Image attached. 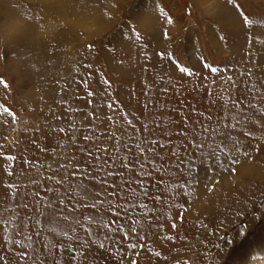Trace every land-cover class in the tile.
Instances as JSON below:
<instances>
[{
    "label": "rangeland",
    "instance_id": "obj_1",
    "mask_svg": "<svg viewBox=\"0 0 264 264\" xmlns=\"http://www.w3.org/2000/svg\"><path fill=\"white\" fill-rule=\"evenodd\" d=\"M241 11L253 23L243 24ZM0 78V104L19 118L12 124L0 116L9 120L0 123V152L15 157L0 168V264H23L20 251L37 264H121V253L130 264L122 234L113 233L130 224L122 210L107 208L105 193L126 203L120 197L141 191L138 183L170 201H133L132 219L146 234L131 253L138 264H264V0H0ZM193 128L241 151H233L235 163L223 156L198 163L191 186L164 193L165 183H187L167 154L182 145L192 155ZM140 164L150 175H141ZM69 182L93 195L61 196ZM101 219L112 223L98 228ZM70 223L88 245L75 261L59 235ZM5 231L25 244L31 237L33 248L9 245Z\"/></svg>",
    "mask_w": 264,
    "mask_h": 264
},
{
    "label": "snow or ice",
    "instance_id": "obj_2",
    "mask_svg": "<svg viewBox=\"0 0 264 264\" xmlns=\"http://www.w3.org/2000/svg\"><path fill=\"white\" fill-rule=\"evenodd\" d=\"M229 2H231V0H229ZM236 7H239V5H236ZM161 14L165 16V19L167 20V22L169 24H171L172 21V17L168 16L167 14H165L163 12V9H161ZM241 17H242V23L245 25L251 24L253 23L249 17L247 15H245L242 11L240 13ZM165 37L167 38L168 33L165 32L164 33ZM136 38L139 39V34L136 33ZM89 48H91V45H89ZM160 56L165 55L164 52H161L159 54ZM167 55L171 56V53H167ZM176 68L180 73H186L191 75L192 74V70L189 67L183 66L181 65L179 62H176ZM203 68L204 69H210V72L213 74H216L220 71V69L218 67L212 66L211 64L204 62L203 63ZM230 80V78H227ZM0 83H4L3 79L0 78ZM105 83H109L107 80L105 81ZM87 95L89 97H91L93 95L92 91H88ZM227 103V100H225V104ZM234 108H239L240 106L237 104H233L232 105ZM250 108H254L256 107V105L251 104L249 105ZM260 111H264V108H261ZM239 115V113H238ZM0 116H4L9 118V120L11 121L12 124H16L18 123V117L16 115V113L10 109L9 107L5 106L4 104H0ZM55 118V117H54ZM236 117H233V120H235ZM251 117H246L245 118V123L250 120ZM9 120H3L0 121V123H5L8 124ZM128 124H131V121H126ZM201 128L203 129V125H201ZM56 131H59L61 133H63L65 131L64 128H59V129H55ZM70 131H74V129H69ZM205 135L201 136L200 132L193 128L191 131V136L194 138L192 140V142L190 143V147L192 149H194V152L192 155H188L187 153V149H184L183 152H181V148L182 145H175L174 147H172V150L170 151V153L167 154V158L169 160H172L173 158H175V168L176 171H178L182 176H186L187 177V183L186 184H181L179 182H175V183H171L170 185L168 183H165L164 185V189L163 192L164 193H173L176 190H182V189H186L188 186H191L192 180L194 175L196 174V170H197V166L198 163H202L205 160L211 161V160H215L217 162H220L223 157H227L229 158V162L230 163H235V158L233 156V151H235L236 153H240L241 149L239 147L236 146L235 143H233L231 146L226 145L223 141L219 144H216L214 142H209L205 136L207 134V130L204 129ZM188 133H185V137L187 138ZM198 138V142L197 139ZM75 139V136H73V140ZM85 140H89L91 139V137L85 136L84 138ZM149 143L155 145L157 143V141L152 140L149 141ZM3 146L0 145V148H2ZM136 147L138 149H140V144H137ZM165 147H168L167 144H165ZM97 152L99 151H103V149H96ZM141 151H143V149H141ZM198 153V157L196 159H194L193 157L196 156ZM153 154L156 155V153L153 150ZM0 155L4 156V160L5 163H3L2 165H0V168H3V170L7 171L9 168H11V165L6 163L8 161H14L15 157L12 155H4L3 152H0ZM244 155H247V153H244ZM89 157L91 158V150L89 151ZM161 160L165 159V157H160ZM101 164H103V161H101ZM68 167H73L74 164L72 161H68ZM97 165L93 164L91 165V167H96ZM124 167H127V165H123ZM140 167L141 170V175H150V173L146 172V170L143 167V164L138 165ZM153 168L156 169V171L158 172H162L165 173L167 175H169L170 179H175L176 178V173L175 172H169V168L166 166H161L159 168H157V166L155 164L152 165ZM221 167H223V164L221 163ZM129 171H131V169H129ZM234 171V169H233ZM65 172H66V168H65ZM9 175H11V172H8ZM85 175H88L87 171L85 170ZM68 177L67 175H65L64 180L67 181ZM132 180L131 178L126 182L129 185L132 184ZM57 183H61V181H57ZM120 187V191L123 193L125 190L123 187ZM138 187L141 188V191L137 192L135 189H129L127 194L123 195L120 197V199L126 201V203H116L113 204V201L111 199H108V194L105 193V202L107 204V208L109 210L116 208L118 209L117 211V215L119 216V210L123 211V218L125 220L126 223L130 224L129 228H125L119 224L116 225L115 229H113V233L115 234L116 231H119L122 234V241H123V246L126 247L129 250V261L130 264H138L137 260H133L131 259V253L135 252V250L137 249V247L143 248V242L146 239V234L145 235H141V231L142 229H138L137 225L141 224V220H136V219H132L133 216L136 215V208L137 205L135 203H133V201L136 200H146V199H155L157 202H160L163 205H167L170 204L169 200H162L161 196H156V197H151L149 195L147 186L143 185V184H139L138 183ZM48 192L55 194L56 189L54 188H49ZM61 196H66V195H72L73 199L77 198V197H87V196H91L93 195L92 193H89L86 186L83 183L80 184H76V185H72L70 182L68 184V187L65 189L64 193L60 194ZM184 195H190L189 192L185 191ZM59 203H63L62 199H59ZM93 208L96 207V204L94 203L92 205ZM138 207L140 209H146L147 205L144 203H139ZM149 212L152 211V209H148ZM131 213V216H130ZM65 219L67 220V217H65ZM85 219H92L89 217H85ZM112 223L111 221H104L103 219L100 220L99 223H97V227L101 228V227H108V224ZM75 225H79L80 221L79 220H75L74 221ZM150 225V222H149ZM173 227H175V225H173ZM69 232L72 233V235H69ZM77 229L73 224H69L68 225V229L67 230H62L59 235L61 236H65L68 238L69 243L67 245H62L61 247H67L70 251H74L75 255H73L71 257V259L73 261H75L78 257L83 256V252L80 249H86L88 247L87 242L81 240L78 235L76 234ZM89 235H92L91 229L87 230ZM17 235H20V233L17 231ZM109 239L111 237H108ZM3 239L9 244V245H20L21 248H26V249H32L33 245L31 243V237H27V239L29 240V243L25 244L24 243V238L22 236L21 239H14L12 237H10L7 234V231H5V235L3 237ZM169 239H171V237H169ZM73 242L77 243V247L73 248ZM51 244V242H49ZM45 247H49V245H45ZM57 245L56 244H51V248H56ZM100 247H104L103 244H100ZM157 257H159L161 255L160 252H156L155 253ZM15 258L19 261V262H23V264H37V260H34L32 255H30L29 253L25 252V251H20L15 253ZM3 258H0V261H2ZM120 260H121V264H125V261L123 260V254L121 253L120 255ZM39 264H43L42 260H39ZM54 264H59L58 261L54 262ZM177 264H179V262H177Z\"/></svg>",
    "mask_w": 264,
    "mask_h": 264
},
{
    "label": "bare ground",
    "instance_id": "obj_3",
    "mask_svg": "<svg viewBox=\"0 0 264 264\" xmlns=\"http://www.w3.org/2000/svg\"><path fill=\"white\" fill-rule=\"evenodd\" d=\"M205 1H206V0H205ZM65 5H66V4H65ZM71 5H72V4H71ZM71 5H70V6H71ZM66 6H67V5H66ZM70 6H69V7H70ZM73 6H74V5H73ZM75 12H76V11H74V13H75ZM223 18H224V16H223ZM232 20H233V19H232ZM16 26H17V25H16ZM15 28H16V27H15ZM25 28H26V27H25ZM30 28H32V27L30 26ZM27 31H28V30H27ZM13 32H14V31H13ZM24 35H25V34H24ZM21 36H23V34H22ZM26 37H27V36H26ZM31 42H32V41H31ZM35 46L38 47V48H37V50H38L37 52H40V50H39L40 47H41L40 44H39V45H35ZM35 51H36V50H35ZM41 51H42V50H41ZM35 53H36V52H35ZM40 53H42V52H40ZM48 60H49V59H48ZM53 60H54V59H53Z\"/></svg>",
    "mask_w": 264,
    "mask_h": 264
}]
</instances>
